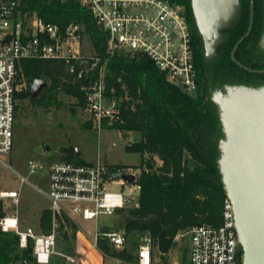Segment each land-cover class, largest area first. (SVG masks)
<instances>
[{
	"label": "built area",
	"instance_id": "2783aa9c",
	"mask_svg": "<svg viewBox=\"0 0 264 264\" xmlns=\"http://www.w3.org/2000/svg\"><path fill=\"white\" fill-rule=\"evenodd\" d=\"M93 16L95 26L106 34V54L85 52V28L71 23L63 26L47 22L24 12L19 0H0V163L14 149L17 95L25 59L62 62L68 74L83 81V108L98 130L112 129L121 120V104L107 88L106 72L116 54H140L148 57L166 75L168 82L188 94L197 91V69L191 24L183 6L168 0H79ZM10 168V166H9ZM28 174L46 173V188L29 182L28 176L17 171L21 184H29L49 202L52 214L48 233H36L21 227L18 207L20 190L0 191V230L20 237L21 248L33 243L37 264H49L58 255V231L70 223L81 230L80 221H93L100 215H115L132 207H140L142 186L137 171L124 172L107 164H77L56 161L45 164L32 159ZM128 173L134 182L118 176ZM8 200L16 211L7 215ZM97 247L99 239H107L114 248L123 249L127 238L124 231L110 229L93 233ZM189 238L188 264H242L243 254L236 230L233 204L226 197L219 225L202 224L178 234ZM153 240L146 235L136 251L134 264H154Z\"/></svg>",
	"mask_w": 264,
	"mask_h": 264
},
{
	"label": "trees",
	"instance_id": "16d2710c",
	"mask_svg": "<svg viewBox=\"0 0 264 264\" xmlns=\"http://www.w3.org/2000/svg\"><path fill=\"white\" fill-rule=\"evenodd\" d=\"M168 1L184 7L195 29L193 45L197 91L188 94L171 84L153 61L140 54L114 55L106 72L107 88L109 91L115 89L121 104V120L112 129L119 130L126 137L129 132L136 133L138 141L129 150L141 155L138 167L142 186L140 207L122 212L119 227L126 238L129 235H150L154 246L163 255L177 245L175 238L179 233L202 224L219 225L222 221L227 197L219 168L220 142L224 139V133L212 93L228 86L258 87L254 85L255 81L264 77V74L247 72L237 64L240 62L248 68L264 70V49L260 45L264 33V0H255L252 31L235 53L237 62L232 60L231 53L249 27L248 0L233 23L222 31V41L213 60L204 58L191 1ZM19 2L24 12L35 13L47 22L63 26L71 23L83 25L95 52L100 56L106 54V34L95 26L92 14L79 0ZM31 60L27 64L34 63L36 70L30 71L27 64L22 67V74L30 82L29 87L35 79L46 81L49 76L54 79L53 90L57 93L59 76L66 72L64 64L50 60V65L43 70V61ZM39 64L40 67L37 66ZM82 83H66L63 88L67 94L78 99L79 105L84 103ZM28 94L19 95L24 98ZM31 99L36 103L38 97ZM0 213L4 215L1 204ZM51 222V211L46 209L41 217L43 233L50 231ZM77 231V226L72 225L73 238L67 235L63 238L66 241L75 239ZM97 248L105 257H113L124 264L137 261L131 251L125 248L116 251L107 239H99ZM138 248L134 243L132 249ZM188 252L184 250L185 262H188ZM53 258L49 264H54ZM0 264H37L33 256V243L29 241L26 248H21L17 234L0 230Z\"/></svg>",
	"mask_w": 264,
	"mask_h": 264
},
{
	"label": "rangeland",
	"instance_id": "374dc122",
	"mask_svg": "<svg viewBox=\"0 0 264 264\" xmlns=\"http://www.w3.org/2000/svg\"><path fill=\"white\" fill-rule=\"evenodd\" d=\"M85 52L88 55L95 52L87 34H85ZM29 61L33 60H23L22 67ZM41 61H43L41 69L45 70L50 65V60ZM37 66L40 67V64ZM28 68L30 71L37 69L34 63L28 65ZM46 82L48 87L39 94L37 102L34 103L29 94L24 98L19 95L29 93L31 89L27 76L21 74L17 96L15 145L6 157V165L0 163V191L20 190L21 192L18 210L24 231H27L29 227L36 231L37 215L40 211L49 209L46 197L33 186L21 184L20 178L13 171L28 176L32 185L46 188L47 184L44 180L46 173L28 174L27 164L32 159L41 160L45 164L56 161L72 163L80 161L84 164L101 162L124 172L137 171L140 174L138 167L141 164V155L129 150L138 141L136 133L129 132L126 137L117 129H96L90 115L84 111L83 105H79L78 99L67 94L63 89L66 83L77 82L75 76L68 74L67 71L59 76L57 93L53 90L54 79L48 76ZM77 151L80 155H77ZM5 203L7 215H14L15 207H12L8 200H5ZM130 209H132L131 206L115 215H100L93 221H80L83 232L78 230L75 239L70 241H66L63 237L67 235L73 238L72 225L64 224L58 231L56 246L58 255L53 258L54 264H118L117 259L105 257L98 250L93 243V233L110 229L121 230L119 224L122 220V212ZM143 239L144 237L129 235L124 248L131 251L137 258V250H133L132 246L134 243L138 246L142 245ZM175 241L177 245L164 255L159 253L157 247L152 244L155 249L154 264H188L183 260L186 254L184 250H189L188 235L175 238Z\"/></svg>",
	"mask_w": 264,
	"mask_h": 264
},
{
	"label": "water",
	"instance_id": "95a60500",
	"mask_svg": "<svg viewBox=\"0 0 264 264\" xmlns=\"http://www.w3.org/2000/svg\"><path fill=\"white\" fill-rule=\"evenodd\" d=\"M190 1L205 57L212 59L217 55L222 31L238 14L240 0ZM253 21L252 3L249 28L231 53L235 62V53L250 35ZM260 45L264 49V34ZM237 64L248 72L264 74V70L256 71ZM47 87L44 79H35L29 96L35 99ZM213 102L219 109L224 133L220 142L219 168L226 195L234 208L242 264H264V85L257 88L228 86L225 92L213 98ZM77 155H80L79 151ZM118 176L129 182L136 180L128 173H119Z\"/></svg>",
	"mask_w": 264,
	"mask_h": 264
},
{
	"label": "flooded vegetation",
	"instance_id": "af4514ba",
	"mask_svg": "<svg viewBox=\"0 0 264 264\" xmlns=\"http://www.w3.org/2000/svg\"><path fill=\"white\" fill-rule=\"evenodd\" d=\"M246 1L247 0H240V9L239 10H241L242 9V7L244 6V5H246ZM249 1V11H250V18H251V11H252V3H253V10H254V15H255V0H248ZM264 5V4H263ZM193 12V11H192ZM253 23H254V21H253ZM250 24V23H249ZM253 27V26H252ZM191 28H192V36H193V34H194V31H195V29H194V27L193 26H191ZM197 28V27H196ZM249 28V27H248ZM198 31V30H197ZM252 31V30H251ZM198 34H199V32H198ZM264 34V33H263ZM200 36V35H199ZM201 38V37H200ZM262 39V38H261ZM202 40V39H201ZM202 43H203V41H202ZM203 54H204V58L206 59V60H213L215 57H213L212 59H207L206 57H205V52H204V45H203ZM240 63V62H239ZM242 64V63H241ZM239 66V65H238ZM245 66V65H244ZM240 67V66H239ZM247 67V66H246ZM242 68V67H241ZM251 69V68H250ZM245 70V69H244ZM252 70H256V69H252ZM257 71V70H256ZM248 72V71H247ZM250 73H253V72H250ZM253 74H260V73H253ZM254 85H256V86H258V87H261V86H263L264 85V77L262 78V80H256L255 81V83H254ZM250 87V86H249ZM257 88V87H256ZM220 92H225V87H223V88H221V89H216L213 93H212V98H214L216 95H218V93H220Z\"/></svg>",
	"mask_w": 264,
	"mask_h": 264
},
{
	"label": "crops",
	"instance_id": "0c3cea01",
	"mask_svg": "<svg viewBox=\"0 0 264 264\" xmlns=\"http://www.w3.org/2000/svg\"><path fill=\"white\" fill-rule=\"evenodd\" d=\"M36 212H39L38 210H36ZM43 212H44V210L43 211H40V213L37 215V217H38V225H36V227L37 228H39V230L36 228V233H38V232H40V233H43L42 232V229H41V217H42V214H43ZM19 218H20V215H19ZM20 222H21V220H20ZM21 227H22V224H21ZM29 228H31V227H29ZM32 229V228H31ZM33 230V229H32ZM38 231V232H37ZM118 262V264H121V262L120 261H117ZM124 264V263H123Z\"/></svg>",
	"mask_w": 264,
	"mask_h": 264
}]
</instances>
